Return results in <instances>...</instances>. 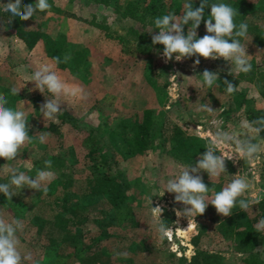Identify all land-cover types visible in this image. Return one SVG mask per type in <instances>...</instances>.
<instances>
[{"label":"rangeland","instance_id":"obj_1","mask_svg":"<svg viewBox=\"0 0 264 264\" xmlns=\"http://www.w3.org/2000/svg\"><path fill=\"white\" fill-rule=\"evenodd\" d=\"M250 1L259 5L264 0ZM186 2L187 0H179V6L173 10L177 17L183 13ZM54 5L59 9L51 7L40 18L43 28L56 39H62V43L66 45L65 54L71 55L67 66L56 65L46 54L42 40L28 49L23 39L11 28L3 27L0 22V72L3 74L8 70V79L13 77L17 86L21 87L24 95L16 101L15 110L24 111L33 128H37L44 118L42 114H35L29 98L33 92L39 90L35 88L34 82L28 80L42 65L50 66L69 88L80 87L84 90L86 95L83 98L61 96L60 108L78 118L80 125L76 128L82 130L93 126L109 136V142L116 149L119 168L130 182V196L123 206L124 214L129 211L139 221L137 226H117L124 236L118 240L113 239L114 255L127 253L136 264H155L156 261L160 264L161 260L163 264H179L175 257L172 259L166 256L168 250L173 251L175 255L184 254L190 257L195 250L190 241L192 235L201 231L202 225H207L199 238V245L221 251L226 264L239 262V257L244 256L245 252L243 243L238 238L223 236L218 226L217 215L220 214L213 205H208L202 215H196L194 218L178 217L174 210L185 206L174 200V193L165 190L164 194L160 195L167 181L174 179L182 167L195 165L185 160L179 148L176 149L166 140L160 130L162 119L165 118L167 125L177 123L186 133L200 138L206 147L218 130L239 132L243 123L249 121L245 113L253 107H264V96L259 89L250 80L238 76L234 65L223 58L205 59L193 56L176 61L173 54V59L166 61L163 51L158 52L154 48L139 50L133 40H129V43L119 42L114 34L126 36V29L135 24L136 20L131 17L118 18L111 4H100L95 0H54ZM240 40L242 44H246L249 62L254 61L255 65L262 67L260 69L264 71V45L252 42L248 37ZM78 50L83 51L87 61L79 60V55L75 52ZM197 58L200 60L198 65L194 64ZM205 70L217 72L221 77H238L239 81L235 85L238 91L229 95L220 91L217 84L211 88L199 87L201 74ZM151 81L159 86L154 88L161 98L159 101L155 100L154 96L150 97L149 91L146 92L147 87L143 85H150ZM163 82H166V85H163ZM50 96L54 99L51 93ZM202 105H208L213 111L209 113L202 110ZM143 107L151 109L148 124L149 143L143 152L132 154L130 151L136 149L137 145L138 122L144 116L137 120L136 118L138 114L142 115ZM69 134L79 153L85 151L86 145L73 138L72 129H69ZM41 135L45 136L43 143L55 142V138L49 133ZM254 142L264 147V135L260 133V137ZM229 150L227 147L221 149ZM42 152L40 147L29 145L25 152L21 151L13 161H0V173H6V168L12 165L35 177L37 170H49L40 166L37 161ZM216 154L219 155V152ZM225 163L227 172L219 177L210 178L203 170L193 174L200 175L205 185L210 188L209 200L230 183L235 175L245 178L250 185L241 199L251 198L257 193L264 195V152L252 161L233 156V159L226 160ZM30 166L32 170L29 172ZM49 184L50 182H47L46 186ZM30 189L24 187L21 191L23 195H27ZM46 193L44 192L43 196ZM46 198L50 196L47 195ZM104 205V199L96 197L88 203L89 211L98 215H101V212L106 215L108 213L109 217H114V221L118 222L116 211H108ZM156 206L163 208L161 219L167 222L169 228L163 241L157 230L156 213L152 209ZM0 214L8 221L14 219L7 207H1ZM21 221L25 227L22 232L17 233L20 253L33 251L38 257V264H50L53 256L51 252L45 253L43 258L38 248L30 249L33 228L27 226L24 219L21 218ZM142 236L144 243H147L146 248L138 250L135 247H126L134 245L135 241L137 243L138 238ZM108 242L110 243V240L105 241ZM154 247L159 250L152 252ZM257 250H260L261 257L264 258L262 245H259ZM116 262L121 264L118 260ZM238 264L246 263L240 261Z\"/></svg>","mask_w":264,"mask_h":264},{"label":"trees","instance_id":"obj_2","mask_svg":"<svg viewBox=\"0 0 264 264\" xmlns=\"http://www.w3.org/2000/svg\"><path fill=\"white\" fill-rule=\"evenodd\" d=\"M100 4H111L116 11L117 17H131L136 23L126 29V36L122 34H114L119 42L123 43L133 40L136 48L139 50L151 49L158 52L163 51L162 44H153L152 35L156 34L158 29L154 27L156 17H162L168 13H174L173 10L179 6V0H95ZM8 0H0V22L4 24L10 16V13L4 12V3ZM188 2V0H187ZM35 0H21V5L34 4ZM48 3L54 9L59 7L54 5V0H48ZM201 0H192L193 9L198 7ZM225 3L237 10L234 22L237 28L241 22L247 23L248 35L252 42L264 45V1L259 5L252 4L250 0H208V4ZM184 12V11H183ZM46 11H37L32 18L28 20H20L13 18L12 23L7 27L23 39L25 45L32 48L39 40L44 43L46 54L55 61L54 58L65 56L66 45L62 43V39H56L43 28L41 15ZM210 8L204 10V19H208ZM183 14V13H182ZM181 14V15H182ZM181 15H178L180 17ZM204 20L196 29L197 38H202L206 32L204 28ZM188 27L191 24L184 25V34H187ZM151 30V31H150ZM150 31V32H149ZM127 38V39H126ZM230 41V40H229ZM125 47V45H124ZM79 55L80 61H87L83 51H75ZM56 63V61H55ZM252 69L249 73H239L238 76L250 80L259 89L264 96V71L256 66L254 61L250 62ZM66 63H59V67H66ZM258 69V70H257ZM5 70V69H4ZM8 70L0 72V92L4 93L9 100L7 106L15 110L16 101L21 99L24 93L19 89L17 96L11 95L13 87L19 88L14 78L8 79ZM227 79L234 86L239 78H227L219 76L216 84L220 91L226 92L223 81ZM150 84V83H149ZM166 85V82L162 83ZM149 91L150 97L154 96L159 101L160 96L157 95L155 87H159L156 82L151 81L150 85L143 83ZM161 88V87H160ZM152 93V94H150ZM156 96V97H155ZM30 102L34 106L35 114L41 115L40 107L47 99H52L47 89L43 93L35 91L30 95ZM141 116L144 118L138 122L139 126L136 132L137 145L136 149L130 153L143 152L149 143V114L150 107H143ZM245 115L249 121L257 117L264 116V107H253L248 110ZM44 118V117H43ZM146 118V121H145ZM28 124V133L32 142L26 144L21 149L22 153L30 146H38L43 152L40 155V166L45 167L44 161L51 160L52 170L55 175L49 185H47V193L30 189L27 195H23L20 190L18 195L11 197L8 201L3 193H0V208L7 207L9 213L14 219L26 221L27 226L33 228L30 239V249L38 251L45 256V253L53 254L50 264H136L132 257L124 258L115 256L114 240L121 239V230L118 225L137 226L139 221L132 216L129 211L125 212L124 208L130 194V182L124 176L122 169L119 168V159L116 149L109 142V136L102 134L96 127L84 128L80 130L78 127V118L72 116L67 110L61 109L55 120L42 119L41 124L37 128H33ZM80 125V124H79ZM74 126V127H73ZM73 127V128H70ZM69 129L73 130V138L79 139L86 145V150L79 153L73 141ZM80 131H79V130ZM43 133H49L55 138L54 143H41L39 136ZM160 133L164 135L166 140L179 148L181 156L188 162L196 163L201 155L206 151L204 143L194 134L186 133L177 123L167 125L162 119ZM264 135V132H261ZM70 136V137H69ZM0 161L6 160L0 157ZM16 167V166H15ZM207 174L206 171H204ZM29 175H31L29 173ZM33 176V175H31ZM7 173H0V183L8 182ZM73 187V188H72ZM210 189V188H209ZM210 191H208L209 194ZM50 198H46V196ZM96 197L104 199L107 210L114 209L115 216L119 220L114 221V217H109L108 213L101 212V215L93 214L89 211L88 203ZM211 205V204H208ZM218 226L223 236L238 238L243 243L244 256L239 257V262L246 264H264V258L261 257L259 245L264 249V232H257L255 225L261 218H264V199L259 204L253 205L247 211H241L237 205L232 209L230 216L217 215ZM167 224V222H165ZM207 225H202L201 231H197L192 235L190 241L194 245V253L187 257L184 254L175 255L173 251L168 250L169 258L175 257L179 264H226L223 253L215 249H207L199 245V238ZM144 236L138 238V242L134 245H126L127 248H137L138 250L147 247L144 243ZM110 240V243H105ZM113 242V243H112ZM35 248V249H34ZM156 247L152 249L157 251ZM39 253V254H40ZM30 254L32 259L23 261V264H38V257L33 251L22 252V257ZM162 261V260H161ZM160 261V264H163ZM172 261V260H171ZM235 262L234 264H238ZM155 264H159L157 261Z\"/></svg>","mask_w":264,"mask_h":264},{"label":"clouds","instance_id":"obj_3","mask_svg":"<svg viewBox=\"0 0 264 264\" xmlns=\"http://www.w3.org/2000/svg\"><path fill=\"white\" fill-rule=\"evenodd\" d=\"M210 8L208 19H204V10ZM51 8L48 0H35L34 4L21 5V0H8L4 3L3 11L10 13L7 21L2 25L7 27L12 23V19L28 20L39 11L44 12ZM237 10L225 3H214L209 5L208 0H201L198 7L193 9L192 0L184 4V12L180 17L174 13H168L162 17H156L154 28L158 32L152 35V43L162 44L163 57L166 61L173 59L180 61L184 58L198 56L205 59L223 58L234 65L237 73H249L252 65L248 60L246 53V44H242L240 38L247 39L248 25L241 22L237 28L234 18ZM204 20L206 32L202 38H197L196 29ZM191 24L188 27L187 34H184L183 26ZM151 31V30H150ZM149 31V32H150ZM229 40L231 42H229ZM56 63H66L71 59L70 54H65L63 59L54 58ZM200 60H194V64H199ZM202 81L199 87L211 88L219 79L217 72L208 70L203 71ZM34 82L35 88L41 93L47 89L54 99H47L40 107V112L44 118L55 120L61 112L60 97L63 95L79 96L83 98L86 94L80 87L69 88L48 65H42L34 72L28 80ZM223 84L226 87L227 94L231 95L238 91L230 81L225 79ZM218 86V85H217ZM21 88V87H20ZM13 87L11 95L17 96L19 89ZM8 97L0 92V157L6 161H13L21 149L26 144L32 142L28 133V117L22 110H14L7 106ZM202 110L212 112L213 109L208 105H202ZM264 132V116L257 117L252 121H245L239 132H224L218 130L206 144V151L201 155L195 165H187L180 169L179 174L167 181L161 190V196L166 190L174 193V200L181 202L185 207L175 209L176 215L194 218L196 215H202L208 204L214 206L216 212L222 216H230L232 209L239 206L241 211H247L253 205L259 204L264 195L257 193L251 198H243L250 185L247 180L239 175H235L221 191L214 194L209 200V187L205 185L199 173L201 170L206 171L210 178L219 177L222 173L227 172L226 160L233 159V156L239 159L252 161L262 152L264 147L254 141ZM39 141L43 143L45 136H39ZM229 148V151H221L222 148ZM219 152V155L216 153ZM51 160H45V169H51ZM32 170L31 166L28 171ZM9 177L8 182L0 183V193H3L8 201L11 197L18 195L20 190L28 187L34 190L47 192L46 183L55 179L53 172L49 170H37L35 177L20 171L17 167L9 165L6 168ZM191 173V174H190ZM151 199L149 203L151 204ZM156 213V223L161 241L169 232L168 225L161 219L163 208L160 206L152 207ZM25 225L19 219L6 220L0 214V264H23L25 260H31L30 254L22 257L18 250L19 241L17 233L22 232ZM257 232H264V218H261L255 225ZM118 256L127 258V253H116Z\"/></svg>","mask_w":264,"mask_h":264}]
</instances>
